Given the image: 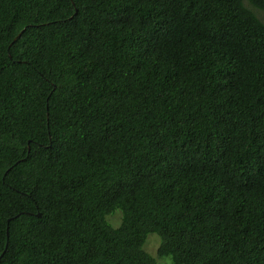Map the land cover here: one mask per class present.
Listing matches in <instances>:
<instances>
[{
	"label": "trees",
	"instance_id": "obj_1",
	"mask_svg": "<svg viewBox=\"0 0 264 264\" xmlns=\"http://www.w3.org/2000/svg\"><path fill=\"white\" fill-rule=\"evenodd\" d=\"M246 4L0 0V264H264Z\"/></svg>",
	"mask_w": 264,
	"mask_h": 264
},
{
	"label": "rangeland",
	"instance_id": "obj_2",
	"mask_svg": "<svg viewBox=\"0 0 264 264\" xmlns=\"http://www.w3.org/2000/svg\"><path fill=\"white\" fill-rule=\"evenodd\" d=\"M248 7H250L251 9H253L256 13L257 16L264 21V11L261 10H257L254 7H251L250 5L246 4ZM108 220L109 222L113 225V226H117L120 222V212L116 211L114 213H112L111 215L108 216ZM159 245V237L156 235V233H149L145 244H144V248L145 250L150 253L151 255H153L156 258V261H158L159 264H170V258L167 256H162L159 257L157 254V248Z\"/></svg>",
	"mask_w": 264,
	"mask_h": 264
}]
</instances>
